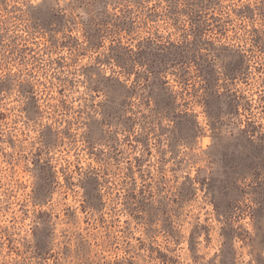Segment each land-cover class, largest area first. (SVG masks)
Listing matches in <instances>:
<instances>
[{"label":"rangeland","instance_id":"374dc122","mask_svg":"<svg viewBox=\"0 0 264 264\" xmlns=\"http://www.w3.org/2000/svg\"><path fill=\"white\" fill-rule=\"evenodd\" d=\"M0 264H264V0H0Z\"/></svg>","mask_w":264,"mask_h":264}]
</instances>
